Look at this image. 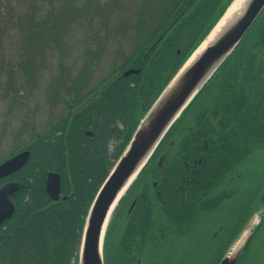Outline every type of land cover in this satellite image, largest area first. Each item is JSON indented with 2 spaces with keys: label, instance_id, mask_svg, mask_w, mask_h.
Listing matches in <instances>:
<instances>
[{
  "label": "trees",
  "instance_id": "trees-1",
  "mask_svg": "<svg viewBox=\"0 0 264 264\" xmlns=\"http://www.w3.org/2000/svg\"><path fill=\"white\" fill-rule=\"evenodd\" d=\"M230 1L0 0V98L24 99L22 93H30L48 74L50 100L61 106L43 133L35 135L37 142L18 148H32L27 164H33V172L19 177L25 185L16 201L15 228L21 230L14 237L15 259L20 251H27L31 264H69L73 256L77 264L78 252L74 253L79 251L85 217L107 174L106 168L97 172L98 160L85 147L84 129L101 128L105 142L121 139L122 151L139 120ZM74 26H83L84 31L73 36ZM72 38L81 43L78 64L66 61ZM124 43L129 50L122 49ZM107 60L109 72L89 86L84 96L68 94L85 90L96 68ZM129 67L140 70L122 76ZM61 92L65 95L60 96ZM116 120L123 123L122 131ZM55 146L68 195L57 202L44 192L43 159L38 160V155L47 152L51 156L46 161H52ZM162 153L164 162L158 165ZM242 187L249 189V198L242 202L244 210L221 253L247 219L262 208L264 8L166 132L120 200L117 209L138 195L131 213L123 209L106 230L104 246L113 251L108 264H129L134 259L129 255L133 245L146 264L150 255L146 249L154 241L171 229L188 232L204 214L208 222L200 234L208 233L207 229L218 227H212L209 219L236 198ZM49 203L53 206L34 209V204ZM118 220L124 221L120 230ZM243 252L241 261L264 264V216Z\"/></svg>",
  "mask_w": 264,
  "mask_h": 264
},
{
  "label": "water",
  "instance_id": "water-1",
  "mask_svg": "<svg viewBox=\"0 0 264 264\" xmlns=\"http://www.w3.org/2000/svg\"><path fill=\"white\" fill-rule=\"evenodd\" d=\"M233 1L229 2L209 32L193 48L139 120L120 156L100 184L85 217L77 264H104L102 253L104 237L111 216L120 200L145 167L166 132L234 50L264 8V0H247L244 10L235 15L224 30L186 65ZM139 70V68L129 67L122 72V76L138 73ZM29 156V150H22L0 162V178L22 167ZM161 159L162 157H159L158 164L161 163ZM133 173L134 176L129 180ZM125 183L127 185L120 194ZM23 186L24 184L20 181L6 182L0 186V223L13 215L15 204L11 196ZM45 190L52 199L58 198L60 177L56 172L47 173ZM136 200V197L132 200L128 211L133 208ZM260 204L262 213L248 218L218 264L237 263L245 245L251 240L255 228L264 216V191L260 197Z\"/></svg>",
  "mask_w": 264,
  "mask_h": 264
},
{
  "label": "rangeland",
  "instance_id": "rangeland-1",
  "mask_svg": "<svg viewBox=\"0 0 264 264\" xmlns=\"http://www.w3.org/2000/svg\"><path fill=\"white\" fill-rule=\"evenodd\" d=\"M82 31H84L83 26H74L73 36L81 33ZM129 36L130 35L128 34V37ZM72 39L74 40V38ZM73 40H70L68 43V48L70 51L68 55V60H66L68 61L67 62L68 64L74 63V61H76L75 63L78 64L80 60L79 58L81 56V43L80 41L77 40H74L75 41L74 43ZM122 49L124 51L129 50L130 49L129 44L124 43ZM49 64L50 63L47 62V64L45 65L46 71H48L49 67H51V65ZM54 64L59 65L56 63V61H54ZM110 64L111 63H109V60H107L102 62V64H100L99 67L96 68L92 77L89 79L88 85H84L85 90H80L78 92L73 91L68 94L84 96L88 92L87 88L89 86L95 84L102 76H104V74L109 72L111 67ZM49 79L50 77L48 76V74L47 75L44 74L42 79L40 78V80L37 81V84H35L34 86L35 88L29 91L30 93H22L24 94V99L20 98V100L18 101H13L11 98H8L7 100L6 99L4 100V98L3 99L0 98V162L12 156L16 152L22 150L30 151V156L28 159L29 161L31 155L33 154L32 148L31 147L29 148L25 147L21 149L18 148L22 147L23 144L25 143H31L36 141V138H34L35 135L37 133L42 134L43 133L42 129H46L49 121L52 119L54 120L59 115L61 109L60 102L58 103L50 100L51 94H49V91L47 90V85H48L47 83L49 82ZM59 95L62 96L65 94L64 92H61L59 93ZM115 122L117 128L122 131L124 128L123 123H121V121L118 120H116ZM53 123H51V125ZM58 133L60 132L58 131ZM120 140L121 139H113V138L108 140L107 149L105 151L106 153L103 156L105 158V161L108 160L105 167L107 174L111 170L114 163L121 154L120 151L121 148H119ZM56 151L57 150L55 146L52 153L54 154ZM36 155L37 154H34L33 160H35V158L37 157ZM160 155L162 156V163H163L164 154L162 153ZM38 156H39V158L37 157L38 160H41L42 158L49 157L51 155L48 154L47 152L46 153L44 152L41 154V156L40 155ZM59 156L60 155L58 153H55L51 157L52 161L53 158L55 159L58 158ZM29 171L33 172V164L31 162L25 165L23 169L17 171L16 178L19 181H21L19 177L27 175ZM29 179L33 180L30 177ZM251 180L252 179H250V181ZM244 183L245 182L242 181V185H244ZM252 184L250 183V187L252 186ZM243 188L244 187L240 189L239 195L236 198L224 204L221 210H219L216 214H214L215 212H212L214 215H212V218H210L209 221H211L213 224H215L218 227L211 228L210 230L207 229L209 231L208 233L205 234L201 233L200 235V229H204V227L208 222V221H204L207 214L202 215V217L197 220L194 228L190 229L188 232L183 231V229L177 230V233L168 234L167 236H164L154 241L151 244V247L146 249L147 253L150 254L147 258L146 264H210V260H213L220 255L221 249L224 248L225 243L228 241L229 233L234 229V227L238 223V218L242 214L240 212L241 211L243 212L245 207V205L242 204V202L248 201L249 197L247 194L249 193V189H243ZM130 201L126 204L121 203L119 209H117L114 215L112 216V220L117 219V214H119L120 212L122 213L123 209L125 210V212L127 211ZM15 215H14V219H16L17 217ZM209 217L211 216H208V218ZM13 222H11V224ZM119 222H120L119 224L120 226L118 230L124 227V223H123L124 221L122 222L119 221ZM14 226L15 223L13 224V227ZM19 230L21 229L19 228L16 229L14 227L13 240L11 242L12 245L11 249L13 247V253H17L13 245L15 244L14 241H16L14 240V237H16V234L18 233ZM215 232L217 233L216 237L214 236ZM28 240L29 242L31 241V239ZM135 248H136L135 245L131 247V252L129 253V255H133L134 259L131 260L129 264L143 263L142 259L144 257L141 255V251H139L138 249L136 250ZM37 250L34 251L39 259L40 249ZM77 252L78 250L74 253V255ZM108 252H111L112 254L113 251H111V249H109L106 246L103 254L104 264H108V256H107ZM251 256L252 254L250 255L249 258H251ZM69 260H70L69 264H75L74 256L71 257ZM18 261L21 264L22 263L31 264L29 260L28 252L26 251L23 253L20 251L19 257L17 259H15L14 256V264H19ZM246 263L249 264L251 262H247V261L239 262V264H246ZM254 263L257 264L258 261H253V264ZM0 264H2V261Z\"/></svg>",
  "mask_w": 264,
  "mask_h": 264
},
{
  "label": "flooded vegetation",
  "instance_id": "flooded-vegetation-1",
  "mask_svg": "<svg viewBox=\"0 0 264 264\" xmlns=\"http://www.w3.org/2000/svg\"><path fill=\"white\" fill-rule=\"evenodd\" d=\"M90 95H93V93H90ZM94 119H96V116H94ZM83 133L88 139V142L85 144V147L89 149V155L92 156L94 159L98 160L96 162V163H98L97 172L98 173L103 172L104 168L106 167V163L108 162V160L105 161V158L103 157L106 153L105 151L107 149L108 141L105 142V139L101 133V128H99V129L87 128V129H84ZM46 158L49 159V157L42 158L43 159V161H42L43 165L42 166L44 167V170H43V173L41 174L44 192H45L46 196L53 202L64 200L68 195L65 193V190L63 189V182H62L63 168H62L61 160H60V158H55L54 161H46ZM27 163H28V161L21 168L1 177L0 178V186L6 182L19 181L16 178L17 177L16 173H17V171L23 169L24 166L27 165ZM51 163H53V164H51ZM100 163H102V164H100ZM161 164H162V162L160 163V165ZM49 171L56 172L60 177V193H59L57 199H52L50 197V195L48 194V192L45 190V180H46L47 173ZM24 185H25V183H24ZM20 190H18L16 193H14L11 196L12 200L15 203V212L13 213V215L10 218H8V219H6L0 223V263L2 261V264H14V253H13V247L11 249V246H12L11 242L13 240V232H14V227H15V226L13 227V224L15 223V225H16V222H17L16 219H14V215H15L16 210H17L16 201L22 195V193L19 194ZM28 195H29L28 193L27 194L25 193V195H24L25 198H27ZM52 204H50V203L46 204V205L42 204L41 207H37L35 205L34 209L36 211H39L41 209H44L45 207L53 206ZM127 211H128V209H127ZM128 212L130 213L131 211H128ZM11 222H13V223L11 224ZM211 264H215V261L211 262Z\"/></svg>",
  "mask_w": 264,
  "mask_h": 264
},
{
  "label": "bare ground",
  "instance_id": "bare-ground-1",
  "mask_svg": "<svg viewBox=\"0 0 264 264\" xmlns=\"http://www.w3.org/2000/svg\"><path fill=\"white\" fill-rule=\"evenodd\" d=\"M247 0H244V5H245V2ZM235 7V0L232 2V4L229 6V8L227 9V11L225 12V14L223 15V17L220 19V21L217 23V25L215 26V28L211 31V33L209 34V36L207 37V39L201 44V46L194 52V54L191 56V58L189 59V61L186 63L189 64L190 61L195 57L197 56L208 44H210L214 39L215 37H217L221 32L222 30H224V28L228 25V23L234 18L235 15H237L236 12L233 11ZM227 22V23H226ZM149 161V160H148ZM148 163V162H147ZM146 163V164H147ZM146 166V165H145ZM136 172V170L134 171V173ZM134 173L130 176L129 180L134 176ZM128 180V181H129ZM128 183V182H126ZM124 184L123 187L121 188L120 190V194L122 193L123 189L125 188V186L127 184ZM119 194V195H120ZM213 224V223H212ZM216 226L215 224H213L212 227ZM169 234H174L176 233L175 231H173V229L169 230ZM201 235V234H200ZM109 248V247H108ZM104 251H105V246H104V243H103V248H102V253L104 254ZM106 254V253H105ZM108 255V263H111V252H108L107 253ZM103 261H104V257H103ZM143 264V263H141Z\"/></svg>",
  "mask_w": 264,
  "mask_h": 264
},
{
  "label": "snow or ice",
  "instance_id": "snow-or-ice-1",
  "mask_svg": "<svg viewBox=\"0 0 264 264\" xmlns=\"http://www.w3.org/2000/svg\"><path fill=\"white\" fill-rule=\"evenodd\" d=\"M242 7H244V4L242 5L241 0H235V7H234L233 11L238 14L241 11Z\"/></svg>",
  "mask_w": 264,
  "mask_h": 264
},
{
  "label": "clouds",
  "instance_id": "clouds-1",
  "mask_svg": "<svg viewBox=\"0 0 264 264\" xmlns=\"http://www.w3.org/2000/svg\"><path fill=\"white\" fill-rule=\"evenodd\" d=\"M242 5L244 4V0H241ZM244 10V7H242L241 12Z\"/></svg>",
  "mask_w": 264,
  "mask_h": 264
}]
</instances>
